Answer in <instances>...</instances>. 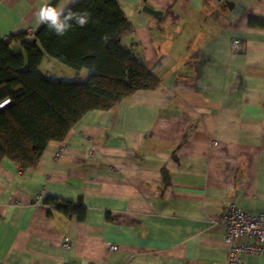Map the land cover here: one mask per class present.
I'll list each match as a JSON object with an SVG mask.
<instances>
[{"label": "crops", "instance_id": "1", "mask_svg": "<svg viewBox=\"0 0 264 264\" xmlns=\"http://www.w3.org/2000/svg\"><path fill=\"white\" fill-rule=\"evenodd\" d=\"M116 2L160 87L87 113L34 169L0 163V264H223L222 212L264 211V0ZM45 3L0 0V38L35 33ZM47 197L86 220L48 217Z\"/></svg>", "mask_w": 264, "mask_h": 264}, {"label": "trees", "instance_id": "2", "mask_svg": "<svg viewBox=\"0 0 264 264\" xmlns=\"http://www.w3.org/2000/svg\"><path fill=\"white\" fill-rule=\"evenodd\" d=\"M60 0H52L56 7ZM90 13L89 23L58 37L45 25L33 34L0 38V163L7 159L24 172L37 167L47 145L62 142L77 123L93 111H109L137 92H155L160 83L144 62L126 48L123 37L132 33L116 0H81L70 7ZM264 28V21L251 20ZM44 60L75 73L73 81L41 74ZM86 71L85 81L78 79ZM3 89V90H2ZM42 206L78 222L86 219L82 201L47 197Z\"/></svg>", "mask_w": 264, "mask_h": 264}, {"label": "built area", "instance_id": "3", "mask_svg": "<svg viewBox=\"0 0 264 264\" xmlns=\"http://www.w3.org/2000/svg\"><path fill=\"white\" fill-rule=\"evenodd\" d=\"M229 47L232 53H237L240 49L239 41H232ZM222 213L220 224L224 229V243L228 249L223 264H245L248 255L264 257V211L251 215L230 205ZM63 248L67 250L69 246L64 244ZM109 251L115 253L117 246H110Z\"/></svg>", "mask_w": 264, "mask_h": 264}, {"label": "clouds", "instance_id": "4", "mask_svg": "<svg viewBox=\"0 0 264 264\" xmlns=\"http://www.w3.org/2000/svg\"><path fill=\"white\" fill-rule=\"evenodd\" d=\"M74 3L76 0H64V4L57 8L51 3V0H46V3L36 12L37 24L45 25L58 37L65 36L73 28V25L85 27L89 23L90 13L73 12L69 5ZM10 102V100H6L4 104H0V107Z\"/></svg>", "mask_w": 264, "mask_h": 264}, {"label": "rangeland", "instance_id": "5", "mask_svg": "<svg viewBox=\"0 0 264 264\" xmlns=\"http://www.w3.org/2000/svg\"><path fill=\"white\" fill-rule=\"evenodd\" d=\"M46 63V62H45ZM51 66L49 68L46 67L47 64H43L40 67V72L43 76L48 77V78H55L58 79L60 81H73L74 79H76L77 77L73 76L70 77V73L71 71L69 69H67L66 67L60 66L59 64L55 63V62H51ZM87 72L84 71L82 72V74L79 75L78 79L81 81H85V79L87 78Z\"/></svg>", "mask_w": 264, "mask_h": 264}, {"label": "water", "instance_id": "6", "mask_svg": "<svg viewBox=\"0 0 264 264\" xmlns=\"http://www.w3.org/2000/svg\"><path fill=\"white\" fill-rule=\"evenodd\" d=\"M218 1H221V0H218ZM225 4L229 5L228 2H225ZM142 10H143V12H145L146 14H148V15L154 17L156 20H160L161 17H162V14H161L160 12L155 11V10H151V9H150L149 7H147V6H144Z\"/></svg>", "mask_w": 264, "mask_h": 264}]
</instances>
